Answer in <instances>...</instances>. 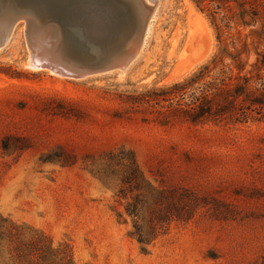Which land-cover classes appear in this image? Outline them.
Masks as SVG:
<instances>
[{"label":"rangeland","instance_id":"obj_1","mask_svg":"<svg viewBox=\"0 0 264 264\" xmlns=\"http://www.w3.org/2000/svg\"><path fill=\"white\" fill-rule=\"evenodd\" d=\"M159 1L146 46L122 76L74 80L28 69L21 24L0 51V264H49V241L56 252L68 246L76 264L262 261L264 116L163 125L169 104L138 99L226 49L246 65L251 99L264 104V0L257 23L229 28L223 13L216 27L192 0ZM173 189L201 199L196 213L141 245L135 225L146 233L166 199L180 206L186 198Z\"/></svg>","mask_w":264,"mask_h":264},{"label":"water","instance_id":"obj_2","mask_svg":"<svg viewBox=\"0 0 264 264\" xmlns=\"http://www.w3.org/2000/svg\"><path fill=\"white\" fill-rule=\"evenodd\" d=\"M159 0H0V51L25 27L33 71L67 79L124 71L140 56Z\"/></svg>","mask_w":264,"mask_h":264},{"label":"trees","instance_id":"obj_3","mask_svg":"<svg viewBox=\"0 0 264 264\" xmlns=\"http://www.w3.org/2000/svg\"><path fill=\"white\" fill-rule=\"evenodd\" d=\"M192 1L200 11L204 12L207 9L216 27L217 16L221 13L224 14L221 21H225L226 28H229V25L235 21L244 26H250L260 20L262 5L259 0ZM225 60L230 62L225 63ZM245 67L246 65L238 59V55L229 54L226 49H222L210 61L200 66L181 82L148 92L142 95L138 102L146 104L154 102L155 105H160L161 102L168 103L169 111L163 114L166 115L167 113L165 121L161 123L163 125L168 124L169 118L198 126L207 123L218 124L227 120L239 123L247 122L252 112L263 117L264 104L257 97L251 99L250 84L252 78H248L246 75L241 77ZM217 70L218 73H216ZM235 70L237 71L236 74ZM261 86L264 91V85ZM131 176L122 180L125 189L121 190L120 194L123 197H126L127 187L134 181ZM179 190L186 195L180 206L172 203L173 198L171 202L166 199L162 210L152 212L149 215L146 233L141 226L135 225L136 231L133 236L141 245H149L157 237L163 235L166 226L172 220L185 222L193 218L201 199L187 189H173L172 192L177 193ZM127 213L135 218L140 214L135 205H129ZM49 264L76 263L68 246H63L62 250L56 252L49 241ZM259 264H264V257Z\"/></svg>","mask_w":264,"mask_h":264},{"label":"bare ground","instance_id":"obj_4","mask_svg":"<svg viewBox=\"0 0 264 264\" xmlns=\"http://www.w3.org/2000/svg\"><path fill=\"white\" fill-rule=\"evenodd\" d=\"M153 1H155V0H153ZM152 23H153V21L150 22L149 25H148V27H147V30H146V33H145V38H144L143 44H142V46H141V51L139 52V54H141L142 50H143L144 47L146 46V43H147L148 37H149V35H150V33H151V25H152ZM128 68H129V67H128ZM128 68H127V69H128ZM127 69H125L124 71H121L120 73H118V72H114V73H117V74H119L120 76H122V75L125 73V71H126ZM178 70H180V69H178ZM179 73H180V71H179ZM51 74H55V75H57V76H59V77H63V78H65L63 75H59L58 73H55V72H52ZM109 74H110V73H109ZM80 80H81V79H80Z\"/></svg>","mask_w":264,"mask_h":264}]
</instances>
